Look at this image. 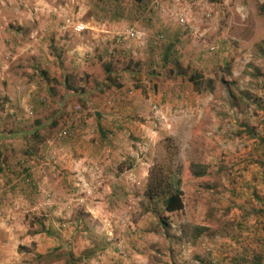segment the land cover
Instances as JSON below:
<instances>
[{
    "label": "rangeland",
    "instance_id": "374dc122",
    "mask_svg": "<svg viewBox=\"0 0 264 264\" xmlns=\"http://www.w3.org/2000/svg\"><path fill=\"white\" fill-rule=\"evenodd\" d=\"M253 99L264 101V0H0V264L264 257ZM167 149L181 165L174 213L144 194Z\"/></svg>",
    "mask_w": 264,
    "mask_h": 264
},
{
    "label": "trees",
    "instance_id": "16d2710c",
    "mask_svg": "<svg viewBox=\"0 0 264 264\" xmlns=\"http://www.w3.org/2000/svg\"><path fill=\"white\" fill-rule=\"evenodd\" d=\"M170 53L166 51L165 58L169 56ZM180 74H186V70L183 68L180 69ZM202 75L199 73H193L190 75L189 79L192 80L193 84L198 86L201 84V77ZM106 80L109 81L108 76L106 77ZM209 79L208 82H210ZM66 83V82H65ZM66 87L68 90H74L72 87H70L69 84L66 83ZM82 90H80L81 92ZM77 92V90H75ZM230 96V95H228ZM253 103L257 106V108L264 109V101L262 99L256 100L253 99ZM171 141V139H167ZM171 142L167 143V147H171ZM175 151L170 152L167 149V154H170L171 156L168 157V159L161 160L155 162L148 171L147 181H146V188H145V197L150 201H156L160 200L161 204L164 207V210L169 213H174L177 211H180L183 206V192L181 188V165L178 162H175L174 155ZM261 164H264V160L260 162ZM2 159L0 155V172L2 169ZM192 174L196 177L202 176L206 173V167L203 165H196L192 164ZM264 170V169H263ZM161 224L165 227H168V224H166L165 218L161 220ZM210 231L208 227H194L193 233L195 237H198L200 234ZM244 260H246V256H242ZM263 256H256L253 257L252 264H261L263 261ZM247 262H249V258L247 256Z\"/></svg>",
    "mask_w": 264,
    "mask_h": 264
},
{
    "label": "built area",
    "instance_id": "2783aa9c",
    "mask_svg": "<svg viewBox=\"0 0 264 264\" xmlns=\"http://www.w3.org/2000/svg\"><path fill=\"white\" fill-rule=\"evenodd\" d=\"M179 21L181 23H183L185 20H184V17H180L179 18ZM81 29V28H80ZM125 37L127 38H134V39H143L145 37V33L144 31L138 29V28H134V27H130L126 30L125 32ZM161 38V35H157L155 37L156 40L160 39Z\"/></svg>",
    "mask_w": 264,
    "mask_h": 264
}]
</instances>
